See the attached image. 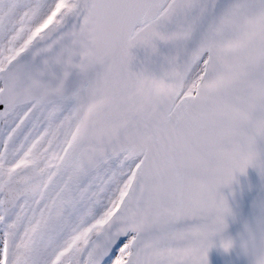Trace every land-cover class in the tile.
Listing matches in <instances>:
<instances>
[{"label": "snow or ice", "instance_id": "snow-or-ice-1", "mask_svg": "<svg viewBox=\"0 0 264 264\" xmlns=\"http://www.w3.org/2000/svg\"><path fill=\"white\" fill-rule=\"evenodd\" d=\"M249 167L264 0H0V264H210Z\"/></svg>", "mask_w": 264, "mask_h": 264}, {"label": "water", "instance_id": "water-1", "mask_svg": "<svg viewBox=\"0 0 264 264\" xmlns=\"http://www.w3.org/2000/svg\"><path fill=\"white\" fill-rule=\"evenodd\" d=\"M78 77H73V81ZM221 193L228 201L234 216L228 217L227 237L237 241L245 222H251L256 215L258 202L264 200V178L253 167L246 173L236 174L230 187H224ZM210 264H243V257L238 246L225 253L222 249L213 248L209 252Z\"/></svg>", "mask_w": 264, "mask_h": 264}, {"label": "clouds", "instance_id": "clouds-1", "mask_svg": "<svg viewBox=\"0 0 264 264\" xmlns=\"http://www.w3.org/2000/svg\"><path fill=\"white\" fill-rule=\"evenodd\" d=\"M234 244L243 254H252L253 264H264V211L255 215L251 222L244 223Z\"/></svg>", "mask_w": 264, "mask_h": 264}]
</instances>
